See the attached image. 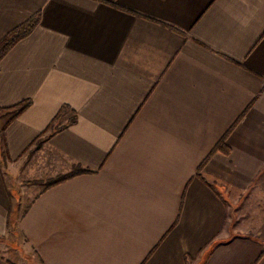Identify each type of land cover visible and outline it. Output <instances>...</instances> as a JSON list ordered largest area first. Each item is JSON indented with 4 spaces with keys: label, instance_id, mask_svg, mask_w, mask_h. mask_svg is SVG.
<instances>
[{
    "label": "crops",
    "instance_id": "0c3cea01",
    "mask_svg": "<svg viewBox=\"0 0 264 264\" xmlns=\"http://www.w3.org/2000/svg\"><path fill=\"white\" fill-rule=\"evenodd\" d=\"M38 13L0 62L32 101L0 112V264H264V0H0V42Z\"/></svg>",
    "mask_w": 264,
    "mask_h": 264
},
{
    "label": "trees",
    "instance_id": "16d2710c",
    "mask_svg": "<svg viewBox=\"0 0 264 264\" xmlns=\"http://www.w3.org/2000/svg\"><path fill=\"white\" fill-rule=\"evenodd\" d=\"M40 21H41V14L38 13L37 15L33 16L31 19H29L24 24L20 25L19 27L15 28L14 30H12L10 33H8L4 37V39L0 42V62L13 49V47L18 42L25 39L26 37H28L29 35H31L34 32V30L40 24ZM31 104H32L31 100H26V101L12 107V108H9V109H1L0 108V112L6 111V110H16L17 113H16V116L13 117V119H14L15 117L19 116L22 112H24L27 108H29L31 106ZM67 109H69V107L65 106V107H63L61 112H64ZM74 121L75 120H73V122ZM10 122L11 121H9L6 124V126ZM57 129H59V128H57L56 125L54 123H52V131H56ZM2 139H4V129L0 131V143H1ZM41 142H42L41 139L38 140L37 146H40ZM217 146L226 152L228 151V147L226 146L225 142H223L222 140L218 143ZM6 153H7L6 150H5V152L2 151L1 164H6V162H7V154ZM62 180H64L63 177H61L60 179H58L54 183L61 182Z\"/></svg>",
    "mask_w": 264,
    "mask_h": 264
},
{
    "label": "rangeland",
    "instance_id": "374dc122",
    "mask_svg": "<svg viewBox=\"0 0 264 264\" xmlns=\"http://www.w3.org/2000/svg\"><path fill=\"white\" fill-rule=\"evenodd\" d=\"M73 122V121H72ZM55 125H56V127L58 128V126H57V124H56V122L54 123ZM52 128V127H51ZM0 145H1V143H0ZM61 177H63V179H65L66 177H64V175H61V176H54L53 178H51V179H45V180H38V179H33V180H29V179H31V177H28L27 175L25 176V178H26V181H23L25 184H31V183H37V182H39V185H44V184H46V183H52V182H55V181H57L58 179H60ZM43 182V183H42ZM7 254V256L8 257H11V258H15L16 256L18 257L19 255L21 256V255H23V256H25L24 254H25V251H22V250H20V251H18V254L19 255H15V253L14 254H12V255H9V252H7L6 253ZM22 257V256H21ZM21 257H19V258H21Z\"/></svg>",
    "mask_w": 264,
    "mask_h": 264
}]
</instances>
